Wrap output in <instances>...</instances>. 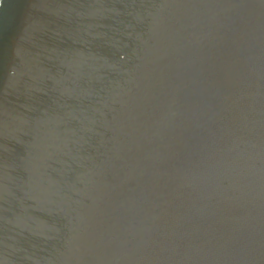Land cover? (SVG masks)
<instances>
[{
  "label": "water",
  "instance_id": "1",
  "mask_svg": "<svg viewBox=\"0 0 264 264\" xmlns=\"http://www.w3.org/2000/svg\"><path fill=\"white\" fill-rule=\"evenodd\" d=\"M0 264H264V0H0Z\"/></svg>",
  "mask_w": 264,
  "mask_h": 264
}]
</instances>
